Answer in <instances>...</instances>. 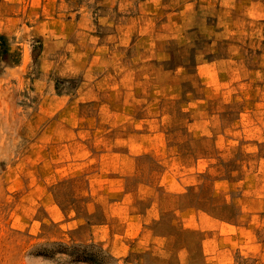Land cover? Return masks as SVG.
I'll list each match as a JSON object with an SVG mask.
<instances>
[{"label": "rangeland", "instance_id": "1", "mask_svg": "<svg viewBox=\"0 0 264 264\" xmlns=\"http://www.w3.org/2000/svg\"><path fill=\"white\" fill-rule=\"evenodd\" d=\"M0 264H264V0H0Z\"/></svg>", "mask_w": 264, "mask_h": 264}]
</instances>
